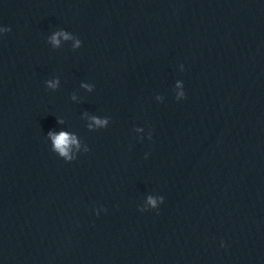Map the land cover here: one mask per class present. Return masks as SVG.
I'll return each mask as SVG.
<instances>
[{"label": "water", "instance_id": "1", "mask_svg": "<svg viewBox=\"0 0 264 264\" xmlns=\"http://www.w3.org/2000/svg\"><path fill=\"white\" fill-rule=\"evenodd\" d=\"M0 264H264V0H0Z\"/></svg>", "mask_w": 264, "mask_h": 264}, {"label": "clouds", "instance_id": "2", "mask_svg": "<svg viewBox=\"0 0 264 264\" xmlns=\"http://www.w3.org/2000/svg\"><path fill=\"white\" fill-rule=\"evenodd\" d=\"M54 140L57 149H59L62 153H64V146L69 142L68 136L66 134H61L58 137H54ZM151 202L155 204V201H151Z\"/></svg>", "mask_w": 264, "mask_h": 264}]
</instances>
